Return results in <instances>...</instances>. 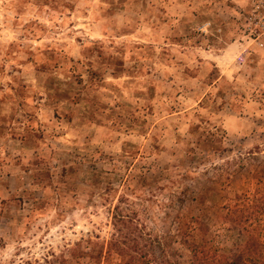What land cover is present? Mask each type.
I'll return each instance as SVG.
<instances>
[{
  "label": "rangeland",
  "instance_id": "1",
  "mask_svg": "<svg viewBox=\"0 0 264 264\" xmlns=\"http://www.w3.org/2000/svg\"><path fill=\"white\" fill-rule=\"evenodd\" d=\"M250 4L0 0V264L105 245L116 205L172 262L199 222L216 250L242 241L230 210L264 194Z\"/></svg>",
  "mask_w": 264,
  "mask_h": 264
},
{
  "label": "trees",
  "instance_id": "2",
  "mask_svg": "<svg viewBox=\"0 0 264 264\" xmlns=\"http://www.w3.org/2000/svg\"><path fill=\"white\" fill-rule=\"evenodd\" d=\"M244 197L246 200L238 210L232 208L228 216V220L239 227L242 241L229 251L216 250L205 240L207 226L199 222L198 228L204 235L201 241L205 242L186 243L190 252L187 264H264V194H257L253 199ZM133 222L116 205L112 214L113 231L105 245H97L90 239L85 245L79 241L68 249L67 256L51 254L37 264H109L112 255L119 259L116 264H180L168 259L157 236Z\"/></svg>",
  "mask_w": 264,
  "mask_h": 264
},
{
  "label": "built area",
  "instance_id": "3",
  "mask_svg": "<svg viewBox=\"0 0 264 264\" xmlns=\"http://www.w3.org/2000/svg\"><path fill=\"white\" fill-rule=\"evenodd\" d=\"M250 13L247 18L249 21L248 29L251 33V40H259L257 44L264 46V0H251ZM208 23L198 28L202 31H206Z\"/></svg>",
  "mask_w": 264,
  "mask_h": 264
},
{
  "label": "crops",
  "instance_id": "4",
  "mask_svg": "<svg viewBox=\"0 0 264 264\" xmlns=\"http://www.w3.org/2000/svg\"><path fill=\"white\" fill-rule=\"evenodd\" d=\"M215 57H219L218 55L217 56H215ZM215 57H213L212 55H211V58H212V61H214V62H216L217 60L215 59ZM217 63V62H216ZM216 65H218L219 66V64L217 63Z\"/></svg>",
  "mask_w": 264,
  "mask_h": 264
}]
</instances>
